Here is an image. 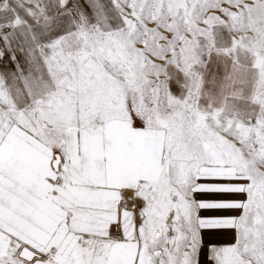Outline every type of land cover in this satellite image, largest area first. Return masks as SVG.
I'll list each match as a JSON object with an SVG mask.
<instances>
[{
    "label": "snow or ice",
    "instance_id": "obj_1",
    "mask_svg": "<svg viewBox=\"0 0 264 264\" xmlns=\"http://www.w3.org/2000/svg\"><path fill=\"white\" fill-rule=\"evenodd\" d=\"M0 264H264V0H0Z\"/></svg>",
    "mask_w": 264,
    "mask_h": 264
}]
</instances>
